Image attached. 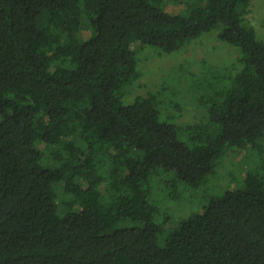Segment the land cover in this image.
<instances>
[{
  "label": "trees",
  "instance_id": "1",
  "mask_svg": "<svg viewBox=\"0 0 264 264\" xmlns=\"http://www.w3.org/2000/svg\"><path fill=\"white\" fill-rule=\"evenodd\" d=\"M249 2L190 0L182 16L168 0H0V264H264V156L162 241L144 186L155 167L198 187L230 148L264 155ZM218 24L247 64L208 90L211 131L160 122L149 94L123 105L138 47L173 52Z\"/></svg>",
  "mask_w": 264,
  "mask_h": 264
},
{
  "label": "rangeland",
  "instance_id": "2",
  "mask_svg": "<svg viewBox=\"0 0 264 264\" xmlns=\"http://www.w3.org/2000/svg\"><path fill=\"white\" fill-rule=\"evenodd\" d=\"M168 2L166 12L186 15L185 9L178 5L190 0ZM244 23L253 28L258 40L264 42V0H250L244 12ZM222 29L218 24L173 52H163L155 46L138 47L134 53L140 75L126 87L123 105L132 104L137 96L149 94L154 97L160 122H173L179 126L199 123L211 131L205 110V104L210 103L208 90L221 92L228 84V76L235 75L247 64L242 60L243 53L238 46L220 39ZM85 35L88 37L89 32L85 31ZM132 46L136 47L137 43ZM219 98L220 95L215 96V99ZM226 154L223 166L218 167L220 160L215 172L208 174L198 187L180 181L174 171L153 169V175L144 186L148 189V201L158 208L154 221L163 228L160 241L180 221L201 212L210 199L221 197L227 190L241 189L244 173L258 166L264 156L252 149L240 151L235 148L228 149Z\"/></svg>",
  "mask_w": 264,
  "mask_h": 264
}]
</instances>
